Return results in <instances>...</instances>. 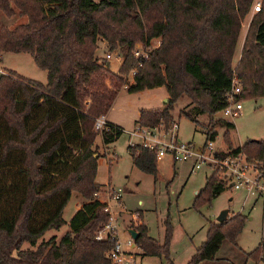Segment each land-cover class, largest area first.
I'll list each match as a JSON object with an SVG mask.
<instances>
[{
  "label": "trees",
  "instance_id": "obj_1",
  "mask_svg": "<svg viewBox=\"0 0 264 264\" xmlns=\"http://www.w3.org/2000/svg\"><path fill=\"white\" fill-rule=\"evenodd\" d=\"M254 0H0L7 16H26L12 28L0 22V54L26 53L46 72V82L0 74V169L10 165V180L0 183V264H111L106 251L114 241L95 240L97 229L108 221L105 203L95 199L98 159L93 149L97 135L108 146L123 129L108 122V129L94 130V120L107 114L119 91L128 92L164 86L168 101L163 108L140 109L137 125L171 122L170 111L186 95L195 114L209 117L204 134L215 141L216 128L224 127L230 153L243 152L259 162L264 176V139L248 140L233 147L230 121L211 120L228 104L227 91L235 75L241 84L239 100L264 96V0L249 21L239 59L231 63L241 24ZM160 38L152 46L153 39ZM122 57L119 72L107 60L95 56L98 41ZM136 43L149 49V57L125 86L123 76L137 64L132 55ZM195 121L194 114L180 111ZM134 166L155 174L157 157L140 146H128ZM12 192L9 193V186ZM6 186H8L6 188ZM6 188V190H5ZM225 185L212 172L205 179L197 201L210 200ZM82 205L69 221V229L56 242L41 241L35 249L22 250L25 242L35 245L48 230L66 222L62 212L71 193ZM18 194L8 205L9 194ZM244 218L211 222L206 239L187 264L214 260L222 242L235 244ZM134 244L145 255H168L171 226L166 222L161 245L137 225ZM264 261V243L247 254ZM169 264H174L169 260Z\"/></svg>",
  "mask_w": 264,
  "mask_h": 264
},
{
  "label": "rangeland",
  "instance_id": "obj_2",
  "mask_svg": "<svg viewBox=\"0 0 264 264\" xmlns=\"http://www.w3.org/2000/svg\"><path fill=\"white\" fill-rule=\"evenodd\" d=\"M258 3H261V0H254L250 12L241 24L231 63L232 70L239 59L243 39L249 30V21L256 12L254 7ZM26 21V16L11 17L0 11V22L9 28ZM159 43L160 38L151 41L152 46ZM106 53L111 54V58L107 60L108 68L117 74L122 61L121 55L117 50L110 51L105 41H98L95 56L104 58ZM2 71H13L15 75L35 79L41 83L46 82V72L39 69L32 56L26 53L0 54V74ZM167 98L164 86L136 92H128L123 87L106 114L109 121L123 129L122 134L108 146L103 145L100 134L95 139L93 149L101 155L95 176L98 192L102 198L108 187L120 190L121 193L120 204L112 198L110 203L117 217L118 235L123 249L134 254L135 264H169V260L174 264H187L197 247L206 239L210 223L217 222L216 218L221 211L228 210V217L239 215L244 218L243 228L235 244L228 239L223 243L220 250L222 259L217 263L264 264L263 260L247 258L250 251L264 243L263 195L253 189L234 190L225 187L217 197L195 204L197 194L204 188L205 179L211 173L208 166L194 172L190 162L174 163L168 155L157 159L155 174L143 172L134 166L128 146L131 140L138 141L130 136V132L137 127L135 121L138 112L140 109L163 108L168 101L164 102ZM241 106L240 111L233 116L219 111L211 117L217 126L219 121L233 123L234 127L228 130L233 147L243 145L251 139H264V96L244 98L241 100ZM184 110L194 114L195 121L180 113ZM170 114L172 119L178 122V137L181 141L191 142L196 147H201L205 143L204 127L210 119L205 114L196 115L195 106L186 95L177 99ZM216 130L214 147L219 151H225L228 149L223 137L226 129L218 126ZM10 168L7 164L4 170L0 169V183L3 179L9 182ZM8 186L11 193L12 186ZM15 196L18 194H9L8 205L12 199L15 201ZM80 200H83L81 195L72 192L62 212L66 223L58 230L46 231L33 246L27 242L23 243L21 249H35L41 241L49 239L57 242L69 229V221L76 212ZM142 222L147 226L148 235L161 245L165 242L166 222L169 223L171 238L168 255H145L135 244L132 247L128 245L127 241L131 238L128 229L136 230L137 225Z\"/></svg>",
  "mask_w": 264,
  "mask_h": 264
},
{
  "label": "built area",
  "instance_id": "obj_3",
  "mask_svg": "<svg viewBox=\"0 0 264 264\" xmlns=\"http://www.w3.org/2000/svg\"><path fill=\"white\" fill-rule=\"evenodd\" d=\"M259 3L254 7L257 11ZM149 49L143 44L135 45L132 55L136 59V66L125 76V86L133 82L137 69L149 57ZM111 58L110 53L105 54V59ZM241 93V84L234 75L231 82V88L227 91V106L223 108L224 114L233 116L242 108L241 100L238 96ZM108 129V121L105 114L97 116L94 120V130L102 132ZM131 146H140L155 153L157 159L168 155L171 160L176 162H190L192 171H197L203 166H208L211 173L214 172L217 177L223 181L225 187L230 189H253L264 196V176L260 170V163L249 161L243 152L230 153L229 150L219 151L214 147L213 140H207L201 147H196L191 142H183L178 137V122L172 120L168 124L161 121L155 126L137 125L130 132ZM95 199L105 203L104 211L109 214L108 221L101 225L96 233L95 240L104 241L111 239L113 246L106 251V258L111 264H135L134 254L123 249V244L118 235L117 217L112 211L110 199L116 200L120 204V190L106 188V194L102 198L99 192L94 193ZM132 247L133 239L127 241Z\"/></svg>",
  "mask_w": 264,
  "mask_h": 264
},
{
  "label": "water",
  "instance_id": "obj_4",
  "mask_svg": "<svg viewBox=\"0 0 264 264\" xmlns=\"http://www.w3.org/2000/svg\"><path fill=\"white\" fill-rule=\"evenodd\" d=\"M167 100H168V98L165 99L164 102H166ZM227 216H228V210H223L218 215V217L216 218V220L219 223L220 222H223V221H225L227 219ZM128 232H129L130 237L133 239V241H135L137 239V237H138V232L136 230H134V229H128ZM132 246H134V243H133Z\"/></svg>",
  "mask_w": 264,
  "mask_h": 264
},
{
  "label": "crops",
  "instance_id": "obj_5",
  "mask_svg": "<svg viewBox=\"0 0 264 264\" xmlns=\"http://www.w3.org/2000/svg\"><path fill=\"white\" fill-rule=\"evenodd\" d=\"M241 47H242V45H241ZM3 72V71H2ZM31 79V78H30ZM35 80V79H34ZM160 108V107H159ZM138 116H139V112H138ZM138 119V118H137ZM107 121L108 122H110V123H112L111 121H109L108 119H107ZM114 124V123H113ZM119 126V125H118ZM236 146V145H235ZM99 160H101V159H99ZM82 203H83V200H80L79 201V203L77 204V209H79V207L82 205ZM226 240H224L223 242H222V245H223V243L225 242ZM221 245V246H222ZM220 250H221V247H220V249L218 250V252H217V254H216V258L214 259V260H205V261H203L201 264H222V263H217V261L218 260H220V259H222V254H220ZM225 263V262H224Z\"/></svg>",
  "mask_w": 264,
  "mask_h": 264
}]
</instances>
